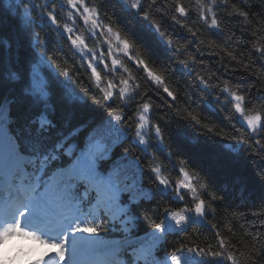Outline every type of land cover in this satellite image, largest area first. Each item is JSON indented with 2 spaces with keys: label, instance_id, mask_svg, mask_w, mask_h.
<instances>
[{
  "label": "snow or ice",
  "instance_id": "obj_1",
  "mask_svg": "<svg viewBox=\"0 0 264 264\" xmlns=\"http://www.w3.org/2000/svg\"><path fill=\"white\" fill-rule=\"evenodd\" d=\"M109 2L134 13L170 50L172 64L151 60L105 10V0H0V238L19 224L45 242L66 249L71 242L73 255L103 246L97 264H158L159 234L181 229L191 238L168 252L170 264H182L185 251L224 264H264V203L227 212L205 174L176 156L178 175L170 178L149 145L158 140L172 155L160 123L169 122L167 108L201 135L225 141L221 149L233 165L241 146L254 165L264 161V0ZM41 17L52 31L38 27ZM61 34L75 64L48 51L51 37ZM177 66L201 96L227 101L226 119L245 127L230 131L203 117L173 82ZM129 137L137 142L131 156ZM181 142L202 149L198 136ZM142 169L164 189L171 186L183 205L165 206L150 235L139 212L154 196ZM257 177L264 183V169ZM237 220L245 222L240 240ZM197 221L212 230L211 239L200 238ZM39 264H68V257L49 254Z\"/></svg>",
  "mask_w": 264,
  "mask_h": 264
},
{
  "label": "trees",
  "instance_id": "obj_2",
  "mask_svg": "<svg viewBox=\"0 0 264 264\" xmlns=\"http://www.w3.org/2000/svg\"><path fill=\"white\" fill-rule=\"evenodd\" d=\"M105 10L110 11L114 16L115 21L120 25L126 32L132 34L137 42L146 49V55L158 65L167 67L172 64L171 52L166 46L159 40L154 34L147 29L138 17L129 10L121 7L112 8L109 0H105ZM255 9V6H254ZM39 28L44 30L46 33L53 30L54 26L51 25L47 17H41ZM246 35V38H250ZM181 38H186L183 35ZM143 50V49H141ZM48 51L58 59H67L69 62L74 63L76 57L67 47V41L61 37L52 36ZM205 59H214L212 57H205ZM77 70H79L77 66ZM61 80L63 78H60ZM172 79L177 88L182 93V96H191V106L197 108L203 117L207 118L213 123H217L219 126L233 130V127H245L238 118L232 120L226 119L229 112V105L223 98L217 99L212 93H206L205 96H201L199 92L189 83V76L178 66L176 71L172 73ZM250 81H242L241 83L247 85ZM71 86V82H65ZM92 91L91 89H89ZM163 104V101H158ZM90 103V102H89ZM92 111L98 114H103V109L95 108L91 106ZM164 112H168L169 122L161 121V126L164 128L168 136L170 150L172 155L169 156L168 152L159 144L158 140L149 141V145L153 147L155 155L160 159L164 165L162 171L166 172L170 178H175L178 175V166L175 160L176 156L184 157L188 162L203 174L207 176L208 181L213 188L224 196L222 206L227 207L226 211L231 213L235 211L237 213L251 212L257 209V207L264 203V183H261L257 177V171L264 169V161H258L255 165L252 163L254 159L247 152V149L242 146L239 149V159L233 165L231 163V156L221 149V145L225 141L220 138L203 136L198 133L194 128H191L187 122L179 120L175 117L174 113L169 112L167 108L162 109ZM184 135H191L193 137H199L202 144L200 152H194L189 149L186 145L181 142V137ZM129 142V156L132 155L131 148L136 146V140L132 137L128 138ZM234 143V142H233ZM121 150L118 148L117 152ZM215 153V157H213ZM151 158L150 154H145V160ZM218 160L224 161L223 164L217 162ZM143 183L146 188H149L153 193L154 198L147 202H144L139 212L141 217L140 224L145 232L151 231V222L153 220L159 221L164 217L162 209L165 206H183L179 197L173 194L172 187L169 186L164 189L155 182L154 175L147 169H142ZM236 177H240L239 180ZM187 199V198H186ZM219 220L220 217H217ZM248 221H252L255 217L249 215ZM236 223L235 237L234 239L240 240L242 237V231L244 227L243 220L233 221ZM198 226V233L201 239H211L212 230L209 227ZM231 227V223L228 224ZM189 233H193L196 229L191 228L190 225L187 228ZM16 230V236H19L21 240H26L28 243L33 244L34 250L39 249V241L34 240L33 237L22 236ZM12 235H14L11 232ZM112 233H109L107 237L103 239H111ZM160 235L159 242L157 244L158 250V264H170L168 258V252L174 248L178 241L182 239L191 238L183 234V230L177 229L174 231H165ZM199 242V240L197 241ZM71 244V242H70ZM72 245V244H71ZM102 247H84L80 251L83 253L82 258H93L98 260L102 256ZM56 252L55 246L53 247ZM9 250V249H8ZM261 259H264V251H262ZM182 264H224L221 259H214L211 257L197 256L195 253H189L185 251L182 254Z\"/></svg>",
  "mask_w": 264,
  "mask_h": 264
},
{
  "label": "clouds",
  "instance_id": "obj_3",
  "mask_svg": "<svg viewBox=\"0 0 264 264\" xmlns=\"http://www.w3.org/2000/svg\"><path fill=\"white\" fill-rule=\"evenodd\" d=\"M28 243L26 240H21L19 236L11 235L0 238V256H4V253L8 251V249H11V251H15V246L26 244ZM54 248L51 245H48L46 248H41V254H43L45 251H53ZM10 252V251H9ZM24 259H27L28 257H23ZM4 264H8V261L5 260ZM12 264H17L16 261H13Z\"/></svg>",
  "mask_w": 264,
  "mask_h": 264
},
{
  "label": "water",
  "instance_id": "obj_4",
  "mask_svg": "<svg viewBox=\"0 0 264 264\" xmlns=\"http://www.w3.org/2000/svg\"><path fill=\"white\" fill-rule=\"evenodd\" d=\"M197 224H198L199 226L208 227L206 224L200 223L199 221H197Z\"/></svg>",
  "mask_w": 264,
  "mask_h": 264
}]
</instances>
